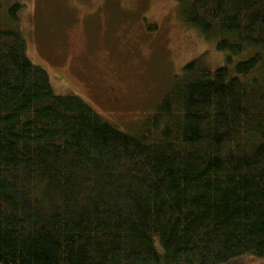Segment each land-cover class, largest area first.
Masks as SVG:
<instances>
[{"label":"trees","instance_id":"1","mask_svg":"<svg viewBox=\"0 0 264 264\" xmlns=\"http://www.w3.org/2000/svg\"><path fill=\"white\" fill-rule=\"evenodd\" d=\"M174 1L229 55L186 63L127 132L54 93L27 56L23 2L0 0V264L264 256V0Z\"/></svg>","mask_w":264,"mask_h":264},{"label":"rangeland","instance_id":"2","mask_svg":"<svg viewBox=\"0 0 264 264\" xmlns=\"http://www.w3.org/2000/svg\"><path fill=\"white\" fill-rule=\"evenodd\" d=\"M21 1L27 56L49 74L54 93L80 97L127 132L143 123L186 63L202 58L213 70L229 55L186 26L174 0ZM226 264H264V256Z\"/></svg>","mask_w":264,"mask_h":264}]
</instances>
